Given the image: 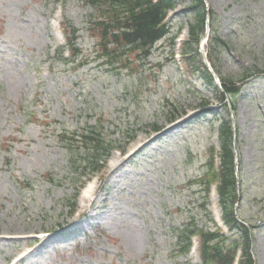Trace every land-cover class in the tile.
Listing matches in <instances>:
<instances>
[{"label": "rangeland", "instance_id": "rangeland-1", "mask_svg": "<svg viewBox=\"0 0 264 264\" xmlns=\"http://www.w3.org/2000/svg\"><path fill=\"white\" fill-rule=\"evenodd\" d=\"M176 3L172 34L147 64L131 56L130 73L96 59L93 11L82 0H0V264H200L182 255L176 231L192 221L209 225L199 183L224 121L235 130L238 214L253 224L255 257L264 264V0H206L214 36L227 46L217 74L238 81L254 72L223 104L220 81L210 86L182 65L192 0ZM63 15L78 30L83 66L57 57L66 43ZM190 111L197 117L173 132L153 133ZM87 129L125 151L112 153L103 173L84 169L95 154L77 135L62 142V134ZM93 182L84 206L80 196ZM78 190L74 215L69 204ZM208 200L210 213L220 211L214 189ZM46 231L56 236L25 239Z\"/></svg>", "mask_w": 264, "mask_h": 264}, {"label": "trees", "instance_id": "trees-1", "mask_svg": "<svg viewBox=\"0 0 264 264\" xmlns=\"http://www.w3.org/2000/svg\"><path fill=\"white\" fill-rule=\"evenodd\" d=\"M85 5L91 6L92 14L89 16L90 24L93 25L96 40V59L102 60L111 68L120 66L123 70L131 73L132 65L137 58L139 64H147L157 44L170 35V28L164 23L168 11L175 9V0H83ZM190 18L193 22L189 27V38L183 45L184 61L188 69H194L195 63L200 64L201 77L209 85H213L214 78L209 70L202 64L198 47L206 30L207 17H210L211 36L208 41V59L212 64L216 61L226 44L219 36H214V12L206 9L204 0H192L188 7ZM71 33L69 48L74 56L72 63L83 66L85 60L80 59L81 50L77 47V32L75 28L68 27ZM171 48V47H170ZM172 51V48H171ZM173 57V56H172ZM171 59V58H170ZM252 71V70H251ZM245 71V76L238 81L221 78L224 91L229 97L236 98L240 93V87L254 72ZM225 100L226 95L223 94ZM77 135L83 146L91 145L94 156V164H97L101 155L108 153V147L104 145V139L92 129L83 132H72L62 134V142L72 144L73 136ZM220 174L217 185L219 203L223 211V217L231 228H238L242 238V257L240 264H254L252 254V236L250 230L237 220L235 204L239 198L237 180L235 176V154L233 152L234 130L231 122H226L220 132ZM109 146V145H108ZM89 156V155H88ZM99 156V157H98ZM88 159V157H85ZM202 179V184H204ZM201 184V185H202ZM207 185V183H206ZM207 191V186L204 189ZM204 205H202V208ZM191 233V232H190ZM181 251L185 252L189 245V237L183 232L179 235ZM239 243L235 241L232 245L225 246V237L215 230L207 228L202 231L201 256L206 264H231L235 250Z\"/></svg>", "mask_w": 264, "mask_h": 264}, {"label": "bare ground", "instance_id": "bare-ground-1", "mask_svg": "<svg viewBox=\"0 0 264 264\" xmlns=\"http://www.w3.org/2000/svg\"><path fill=\"white\" fill-rule=\"evenodd\" d=\"M189 119V118H188ZM188 119H186V120H184L183 122H180L179 124H177V125H169V126H166L164 129H166V131H165V133L166 134H169V133H171V132H173L176 128H178V127H180V126H182V124L185 122V121H187ZM164 134V133H163ZM162 135V134H161ZM140 142H144V139H142V140H139ZM151 141V140H150ZM149 141V142H150ZM148 142V143H149ZM122 164L124 163V162H121ZM121 165V164H120ZM89 194H90V192H89V189H87V192H86V194L84 195V197H83V202H87L88 201V198H89ZM195 252H196V248L194 249V255H195Z\"/></svg>", "mask_w": 264, "mask_h": 264}]
</instances>
